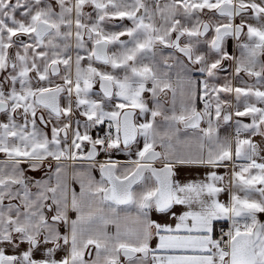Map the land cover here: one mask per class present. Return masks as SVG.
<instances>
[{
	"label": "snow or ice",
	"instance_id": "1",
	"mask_svg": "<svg viewBox=\"0 0 264 264\" xmlns=\"http://www.w3.org/2000/svg\"><path fill=\"white\" fill-rule=\"evenodd\" d=\"M0 264H264V0H0Z\"/></svg>",
	"mask_w": 264,
	"mask_h": 264
}]
</instances>
